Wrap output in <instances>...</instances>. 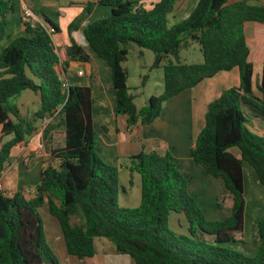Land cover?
Returning a JSON list of instances; mask_svg holds the SVG:
<instances>
[{"label":"trees","instance_id":"16d2710c","mask_svg":"<svg viewBox=\"0 0 264 264\" xmlns=\"http://www.w3.org/2000/svg\"><path fill=\"white\" fill-rule=\"evenodd\" d=\"M145 1L88 0L86 13L95 3L109 6L111 12L89 23L84 38L109 65L116 112L125 115L131 126L151 123L164 103L180 92L218 72L238 69L239 85L224 89L209 102L204 125L190 150L194 162L222 180L232 200L229 215L205 218L169 152L141 151L129 157L130 174L140 176V202L136 207L121 205L119 168L105 162L95 148L91 87L63 85L67 62L60 61L52 39L57 26L46 16L51 32L39 22L23 20L25 35L12 37L9 16L22 13L21 0H0V46L8 40L0 47V176L16 145L36 133L37 120L51 119L43 137H50L48 157L55 162L43 166L30 196L24 195L22 186L13 193L0 191V264H60L38 215L44 203L59 223L67 253L78 259L92 257L93 241L101 237L134 264H264V214L254 227L258 240L254 255L228 246L243 229L244 162L264 187V128L263 134L253 132L247 117H260L264 126V64L258 97L252 88L253 64L244 30L248 22L264 23V5L197 0L185 18L170 23L178 0H156L150 7ZM69 39V60L87 61L88 55L74 38ZM188 41L199 44L200 62L181 61L180 48ZM129 42L150 50L154 54L150 67L163 70V91L140 108L135 107L123 65ZM25 90L40 98L32 118L22 115L15 103ZM171 212L185 215L186 233L170 228ZM73 216L80 222L74 223Z\"/></svg>","mask_w":264,"mask_h":264},{"label":"crops","instance_id":"0c3cea01","mask_svg":"<svg viewBox=\"0 0 264 264\" xmlns=\"http://www.w3.org/2000/svg\"><path fill=\"white\" fill-rule=\"evenodd\" d=\"M87 1L88 0H67L62 3L61 0H21V6H28L38 22L42 25L50 26L45 19L46 16L57 26V31L55 30L52 32V39L60 61L67 62L66 72L63 75H65L70 84L91 87V96L93 99L92 125L97 136L95 147L97 153L105 162L119 166V159L121 157L125 156L129 158L141 151H154L158 154L169 152L172 156V160L187 181V190L189 194L195 198L201 208H203V205L208 204L209 209H214V204L218 206L217 203H221L222 197L226 193L223 182L219 178L212 177L200 164L194 162L191 158L190 150L198 132L204 125L205 112L209 102L217 98L224 89L237 87L239 85L238 69L233 68L229 71L218 72L213 77L201 81L196 86L180 92L164 103L160 114L151 123H138L131 126L128 124L125 115H120L116 112L115 91L111 80V69L109 65L90 48L83 35V29L89 23L98 18L110 15V7L95 3L91 12L85 13V4ZM234 1L237 0H232L231 2ZM246 1L250 4L264 5L263 3H251L248 0ZM9 21V31L12 37L16 35H25L22 13L9 16ZM72 23L74 27L70 30ZM244 30L249 47L248 57L253 64L252 88L254 94L260 97L257 84L259 83L262 65L264 64V23L248 22ZM70 36L74 38L76 43L88 55L89 59L87 61L78 59L69 60L67 47L70 43ZM7 41L0 47H3ZM79 71L82 73L79 74ZM63 75L62 77H64ZM254 76H256L257 82ZM82 77L86 78L85 81L81 80ZM30 95H34L36 99L30 102L23 99ZM132 95L135 98L136 95ZM31 102L40 104V98L38 94L30 92V90L23 91L19 99L15 98V103L20 108L22 115L28 118H32L33 114L31 116L26 115L23 113V108L25 107L24 105ZM42 120H47L48 122L51 119ZM38 121L35 122L37 131ZM55 121L56 119L54 122ZM249 126L253 132L263 134L264 126L260 117L250 115ZM26 141H22L16 145L14 151L19 152L18 156L21 153L23 155L15 158L14 164L17 160H21L23 156L27 155L28 150H26V147L30 145V143H27V145L23 147ZM41 141L46 146L48 154L51 145L50 137L44 138L42 133ZM128 143H132L130 145L131 149L126 150L124 147ZM120 149L123 150L120 151ZM232 151L238 154L235 148L232 149ZM14 156L15 154L12 155V157ZM12 157H10V159ZM11 162L12 161L8 162L10 168ZM44 165L45 163L40 158L36 160L35 166L39 178L41 169ZM8 167L6 164L0 176V185L3 191L13 193L16 187L22 186L23 183L21 184L17 182V180L13 183L9 180L3 181L5 180L4 177L10 171ZM127 167L128 165L125 166V168ZM242 169L244 197L246 201L243 229L235 233L237 241L230 243L228 246L242 249L246 255L252 256L258 250V240L254 236V227L260 216L264 214V187L258 182L255 171L248 163L244 162ZM130 178L133 183L132 174H130ZM38 182L39 179L36 184ZM26 189L28 188L24 187V190ZM28 191H32V189H28ZM24 195L27 196L25 192ZM227 199L231 200V197ZM231 205L232 200L231 204H229L230 209ZM230 209L227 215H229ZM214 212L215 211L210 212L209 220H216ZM175 213L176 212L170 213L169 220ZM175 215L179 227L187 232L188 223L185 215L183 213H176ZM183 221H185V223H183ZM174 231L177 233L181 232L180 229L178 230L177 228ZM93 244L95 253L92 257L78 259L69 255L66 251L67 256L63 257V261L59 260L60 264H134L129 256L117 254L114 251L112 243L105 238H95Z\"/></svg>","mask_w":264,"mask_h":264},{"label":"rangeland","instance_id":"374dc122","mask_svg":"<svg viewBox=\"0 0 264 264\" xmlns=\"http://www.w3.org/2000/svg\"><path fill=\"white\" fill-rule=\"evenodd\" d=\"M61 1L63 3L66 2L67 0H61ZM155 1L156 0H146L145 4L146 6L150 7V5ZM229 1L231 2L232 0ZM248 1H250L251 3L264 4V0H248ZM196 2L197 0H178L174 5V9L172 13L169 15L170 23L185 18L193 9ZM125 46L127 48V55H126V60L124 61L123 64L127 71V85L129 87L130 92L136 95L134 98L135 107L140 108L148 103V99L150 96L158 95L163 91V70H162V66L154 67V68L150 67L154 58V54L150 50L140 49L136 44L132 42L127 43ZM179 57L181 61L187 63L200 62L202 60V56L199 50V44L194 41H188L185 46L183 45L181 46ZM163 63H165V61ZM72 69H76V68H72ZM144 75L146 76V78L142 85V78ZM254 78L256 79V76H254ZM85 79H86L85 77L81 78L82 81H85ZM19 96L20 95H17L16 99H19ZM23 99L25 101L30 102L33 99H36V97H34V95L32 96L30 95L28 97H24ZM24 106L25 107L23 108V113L31 116L34 110L39 106V103L31 102V103H27ZM26 107H27V111H26ZM243 109L247 111L244 106ZM247 117L250 119V115H247ZM47 123H48L47 120L38 121L37 124L38 131L35 134H33V136L29 137L27 141L23 144V147H25L27 143H30V145L26 147V150H28L27 155L23 156L21 160H17L14 164V161L16 160L15 158H18L19 156L23 155L21 153L18 156L19 154L18 151L14 153L15 156L10 159V161H12L11 168H10V164H7V167L9 166L8 169L10 168V171L4 177L5 180L3 181L9 180L11 183H13L15 180H17V182L21 184L23 183L22 187L33 189L36 185V182L39 179V174L35 166L36 160L40 158L41 160H43L45 164L47 163L55 164L54 160L48 157L47 154L48 150L46 149L44 143L41 141L43 126ZM131 144L132 143L126 144L124 148H126V150L131 149L130 146ZM122 150L123 149H120V151ZM130 163H131V159L128 157L124 156L119 159L118 199H119V203L123 206L136 207L139 205L140 202V176L137 172H133L132 173L133 183L130 185L129 183L130 172L128 168H125V166L126 165L129 166ZM29 194L30 191H28L27 196ZM227 198H230V195L229 193L227 194L226 192L222 197L220 207L214 204L215 207L214 209L213 208L209 209L208 204L203 205V208L205 210L201 208V206H199L205 218L209 220L210 212L213 211H215L214 213L216 215V219H221L225 217L230 209L229 204H231V200H228ZM175 214H173L169 220L170 228L173 230L177 228L178 230L180 229L181 231L180 233H186V231H184V229H181L179 227V224L176 222ZM38 215L42 221L46 242L51 247L57 259L63 261V257H66L67 253L63 238L61 237L62 236L61 228L59 226L57 219L50 214L46 203H44L41 207L38 208ZM72 221L74 223H79L80 219L77 216H73ZM183 223H185V221H183Z\"/></svg>","mask_w":264,"mask_h":264},{"label":"built area","instance_id":"2783aa9c","mask_svg":"<svg viewBox=\"0 0 264 264\" xmlns=\"http://www.w3.org/2000/svg\"><path fill=\"white\" fill-rule=\"evenodd\" d=\"M22 18L24 21H27V22H32V23H35V22H38V20L36 19L35 15L33 14V12L30 10V8H28V6L26 5H23L22 6ZM45 26V28L48 30V31H52V28L50 26H47V25H43ZM79 74H81L82 72L79 71L78 72ZM63 85L64 86H67L68 85V80L67 78L65 77V75H63ZM0 191H3L2 190V186L0 185ZM24 192L27 194L28 193V189L24 190Z\"/></svg>","mask_w":264,"mask_h":264}]
</instances>
